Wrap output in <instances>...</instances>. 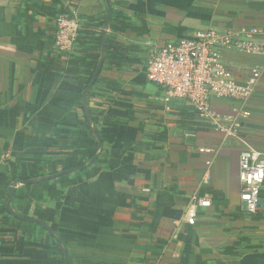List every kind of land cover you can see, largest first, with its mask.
I'll list each match as a JSON object with an SVG mask.
<instances>
[{"label":"crops","instance_id":"obj_1","mask_svg":"<svg viewBox=\"0 0 264 264\" xmlns=\"http://www.w3.org/2000/svg\"><path fill=\"white\" fill-rule=\"evenodd\" d=\"M112 8L135 26L142 18L147 32L106 31L139 61L102 67L90 90L88 109L106 136L95 154L105 160L89 166L87 175L72 172L81 181L60 188L59 199L17 183L15 193L25 197L13 199L11 208L31 217L35 207L47 210L48 225L77 264H148L157 258L158 264H264V182L257 212H247L239 198L240 150L251 146L264 154V73L240 136L225 140L219 131L192 123L195 115L190 120L179 108L165 110L144 72L149 48L175 35L211 23L264 28V0H124ZM71 12L80 17L79 37L71 51L57 49V17ZM106 13L105 0H0L2 188L10 184V163L26 172L28 158L42 156L43 176L34 182L61 169L62 160L85 159L94 149L92 141H79V110L64 100L84 81L65 69L73 68L70 58L97 53L95 38ZM232 54L241 77L264 61ZM46 57L49 69L42 70ZM230 103L218 102L217 109L228 111ZM194 196L209 198L211 206L199 208L189 224L183 213ZM13 226L14 233L0 232V264H62L44 230L16 221ZM14 236L22 239L17 250Z\"/></svg>","mask_w":264,"mask_h":264},{"label":"built area","instance_id":"obj_2","mask_svg":"<svg viewBox=\"0 0 264 264\" xmlns=\"http://www.w3.org/2000/svg\"><path fill=\"white\" fill-rule=\"evenodd\" d=\"M80 17L62 13L57 17L52 39L55 48L71 51L79 35ZM264 28L258 25L211 23L175 35L149 48L145 62L146 79L156 85L158 101L169 111L190 107L208 128L219 131L225 140L239 137L255 87L264 73V61L243 77L231 63L232 53L264 56ZM230 101L228 111H219L218 102ZM240 201L249 213L257 212L264 182V154L247 146L239 153ZM211 206L205 197H192L183 220L193 224L199 208ZM148 264H158V258Z\"/></svg>","mask_w":264,"mask_h":264},{"label":"trees","instance_id":"obj_3","mask_svg":"<svg viewBox=\"0 0 264 264\" xmlns=\"http://www.w3.org/2000/svg\"><path fill=\"white\" fill-rule=\"evenodd\" d=\"M111 5L113 4H122L124 3V0H109ZM102 24H104L105 19H103V21H101ZM109 28L113 29V30H120V31H126V30H131V31H135L137 34H144L147 32V27H146V23L145 21L141 18L139 25H133L130 22V19L121 11H116L114 8H112V15L109 21ZM80 33V31H79ZM102 33V32H101ZM84 36L86 38H88L89 40L91 39V34L88 31H85ZM79 37V35H78ZM77 37V39H78ZM76 39V41H77ZM95 44H96V48H97V53H89L87 54L85 57L83 58H70V62H72V69H71V65L69 68L65 69V71L76 75L79 79L84 81V85L83 88L80 91H74L71 92L70 97L67 99L65 98L64 100L71 105H74L78 108V112L80 115L77 116V127H78V132H79V141L84 144V143H88L90 141H92V143L94 144V149L87 154L85 159H77L74 155H72L71 157H68L65 160H62L60 162L61 165V169H55L53 168L52 171L50 172L52 175L61 171L62 169L68 168V167H73V166H78V165H84L86 164L94 155L96 152V149H98V142L96 137L93 135L91 129L89 128V126L87 125L84 113H83V109H82V91L84 90L86 84L90 81L93 72L96 68L98 59L100 57V42H101V34L95 38ZM105 47H106V51H105V56H104V60H103V64L102 67H110V66H115V67H120V63H124V62H138L139 58H136V55L133 56L132 55H128L127 53H125V50L128 48L125 45H122L120 43H116V42H112L108 39V37H105ZM51 59L49 58H45L44 62L39 65L38 67L41 68L42 70H48L49 66H48V62H50ZM101 75L98 74L93 86L96 83H99V81L101 80ZM92 86V87H93ZM92 89V88H91ZM90 89V90H91ZM92 96L91 91H89L88 96ZM64 97V96H62ZM179 113L182 115H186V117L190 118V120H194L193 119V115H195V111L194 109L190 108V107H184V106H179ZM90 114V119H91V123L93 128L97 131L101 141L103 138H106V136L100 132L97 127H96V119L95 117L92 115V113L89 111ZM192 123L194 124H202L204 126H206L208 128V126L204 123H201L199 121H192ZM88 137L91 138L88 139ZM107 138L109 140L112 141V137L107 136ZM80 142H77V147L80 146ZM32 158V159H31ZM31 158H28V169L26 170V172H21L20 170H18V168L15 166L14 163H10L5 167V173L7 174V176L9 177L10 182L13 181L16 178L22 179V180H26V179H32L35 177H39V176H43L42 173V166H43V161L44 159L42 158V156L40 155H35ZM104 157H101L100 153L95 156V160L93 162V165L95 164H99L102 163L104 161ZM49 165H51V163L49 162ZM91 169L93 168L90 167ZM89 168V169H90ZM88 168H83L81 170V172L83 174H88L89 172ZM72 173V172H71ZM71 173H66L63 174L61 176H57V177H46V178H41L37 181L31 182V183H27L25 184V187H31L32 191L36 190V188H43L48 192V195L50 198L52 199H59L62 197L63 192L62 189L65 186L71 185L76 183V181H81L77 180L76 178H72L70 177ZM55 179H59V182H55ZM7 196H8V192L6 188H2L0 186V232L2 231L3 233H11V232H15L14 230V226H13V221L19 222V223H23L26 225H33V226H38L40 229L44 230L47 233V236L49 238H51L54 246H55V253L53 254H58L60 256L61 259V263L62 264H67L64 255L62 254L61 250L59 249L54 237L49 234L42 226L33 223V222H28V221H23L19 218H16L14 216H12L10 213L7 212L6 208H5V203L7 200ZM25 196H23L21 193H15L13 195V199H17V198H24ZM13 201V200H12ZM46 212L47 210H41L38 209V207H35L34 210V217L40 219L41 221L47 223L46 220ZM48 224V223H47ZM53 230V229H52ZM55 236L56 232L53 230ZM22 239L17 238L16 236H14L13 241L11 242V246L17 250L19 248V243ZM72 260V259H71ZM73 264H77V262L75 260H72Z\"/></svg>","mask_w":264,"mask_h":264},{"label":"water","instance_id":"obj_4","mask_svg":"<svg viewBox=\"0 0 264 264\" xmlns=\"http://www.w3.org/2000/svg\"><path fill=\"white\" fill-rule=\"evenodd\" d=\"M105 3H106V7H107V13H106L105 22L103 24V30L101 33L100 57L98 59L96 68L93 72V75H92L90 81L86 84V86H85V88L81 94L83 113H84L87 125L89 126L93 135L97 139L98 148L101 147L102 141H101L97 131L92 126L90 114H89V109L87 106V99H88V93H89L90 89L92 88V86H93V84H94V82H95V80H96V78H97V76H98V74L102 68V64H103V60H104V56H105V51H106L105 37H106V31L109 28V21H110L111 15H112V5H111L109 0H105ZM95 156H96V154L84 165H78V166H73V167H68V168L62 169L61 171L51 175V177H57V176H61V175L66 174V173H71L74 171L82 170L83 168H88L89 166H91L93 164V162L95 160ZM32 181H33V179L22 180L19 178H16L13 181H11L8 188H7L8 196H7V200L5 203V208H6L8 213H10L12 216H14L16 218H19L23 221L33 222V223H36V224L42 226L49 234H51L54 237L59 249L61 250L62 254L64 255V258H65L67 264H73L67 250L62 245L61 240L59 239V237L55 236L53 230L51 229V227L47 223H45V222H43L40 219L35 218V217L26 216L23 214H18L16 212H14L13 209L11 208V202L13 200V195L15 192V185L17 183L27 184V183H31ZM260 201H262L261 198H260ZM242 205H243V208L245 209V203H242Z\"/></svg>","mask_w":264,"mask_h":264}]
</instances>
